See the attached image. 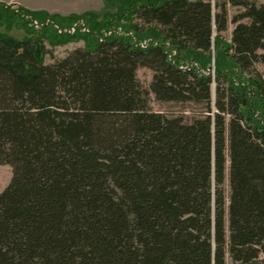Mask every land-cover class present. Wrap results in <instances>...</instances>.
Masks as SVG:
<instances>
[{
  "label": "trees",
  "instance_id": "16d2710c",
  "mask_svg": "<svg viewBox=\"0 0 264 264\" xmlns=\"http://www.w3.org/2000/svg\"><path fill=\"white\" fill-rule=\"evenodd\" d=\"M217 1L104 0L84 27L0 4V264H264V8Z\"/></svg>",
  "mask_w": 264,
  "mask_h": 264
},
{
  "label": "rangeland",
  "instance_id": "374dc122",
  "mask_svg": "<svg viewBox=\"0 0 264 264\" xmlns=\"http://www.w3.org/2000/svg\"><path fill=\"white\" fill-rule=\"evenodd\" d=\"M195 1V0H193ZM224 0H218L217 3ZM256 4L258 7L264 8V0H248ZM2 5L15 4L14 7L9 8L17 13L21 10H28L34 12H46L50 15L57 16L58 20L64 24L69 25L72 21V16L78 17L80 21L74 24L75 27L82 26L84 21L80 19L85 17L89 13H100L104 8V0H0ZM245 11L244 7H229L230 20ZM1 13V10H0ZM20 14V13H19ZM24 22L18 20H12L8 24L11 29V34L17 37H24L26 35L25 31L29 29V24L27 19L31 22L36 23L33 18H28L27 15L23 14ZM3 19V18H2ZM6 21V18L4 19ZM9 20V19H8ZM53 22V21H52ZM247 23V20L242 21ZM54 24V22H53ZM85 24V23H84ZM58 27V25L56 24ZM60 27V26H59ZM235 28L233 23L229 24L228 30L223 33V37L227 42L231 41L232 32ZM66 29V28H65ZM73 29V28H72ZM71 29V30H72ZM68 31V30H66ZM85 43L83 41H73L64 45L58 46H47V62L54 63L58 60H62L73 53L76 49L84 47ZM216 51L213 53V62L215 63ZM213 63V69L216 68ZM258 69L264 76V64H258ZM214 73V70H213ZM137 77L142 83V85L149 89L150 84L153 79V72L146 68H140L137 71ZM150 106L155 112L166 114L167 116H184L185 119H190L193 113L199 110L193 104H180V103H164L157 101L155 96L151 93L150 95ZM13 177L12 167L9 165H0V192H3L5 188L10 184ZM228 184V181H227ZM228 264H232L231 260L228 259Z\"/></svg>",
  "mask_w": 264,
  "mask_h": 264
},
{
  "label": "water",
  "instance_id": "95a60500",
  "mask_svg": "<svg viewBox=\"0 0 264 264\" xmlns=\"http://www.w3.org/2000/svg\"><path fill=\"white\" fill-rule=\"evenodd\" d=\"M14 5L15 4H10V5H4L6 8H12V7H14ZM28 18H31L32 19V17L31 16H27ZM49 22L51 23V24H53V22H52V20H49ZM47 25V23L44 25V26H46ZM85 26V24L83 23L82 24V27H84ZM38 27H40V26H38ZM74 32V28L70 31V33H73Z\"/></svg>",
  "mask_w": 264,
  "mask_h": 264
},
{
  "label": "built area",
  "instance_id": "2783aa9c",
  "mask_svg": "<svg viewBox=\"0 0 264 264\" xmlns=\"http://www.w3.org/2000/svg\"><path fill=\"white\" fill-rule=\"evenodd\" d=\"M216 1L217 0H211V3H212V7L215 9V5H216ZM148 45V42H144L143 44H141L142 47H145ZM183 69H186V67H182Z\"/></svg>",
  "mask_w": 264,
  "mask_h": 264
}]
</instances>
